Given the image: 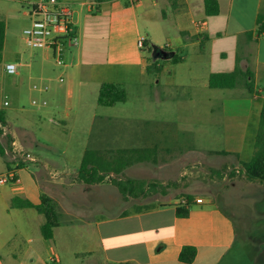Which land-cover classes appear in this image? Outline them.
Wrapping results in <instances>:
<instances>
[{
  "label": "crops",
  "instance_id": "crops-1",
  "mask_svg": "<svg viewBox=\"0 0 264 264\" xmlns=\"http://www.w3.org/2000/svg\"><path fill=\"white\" fill-rule=\"evenodd\" d=\"M216 1L220 12L215 16L206 14L205 0L67 1L73 9L78 44L65 57L70 64L76 60L83 68L98 71L99 87L103 83H122L127 87L124 78L136 74L145 78L149 59L156 65L160 60L173 63L168 65L172 86L197 82L203 71L204 79L208 77L204 85L209 86L211 73L223 71V67L231 68L230 72L235 69L239 49L241 67L255 73V93L224 100L225 150L198 151L242 153L246 141L255 146L264 108V34L244 43L246 33L257 29L264 0ZM142 20L168 29V50L156 46L158 40L153 34H142ZM140 38L146 40V50L138 48ZM185 49L190 51V63L182 54ZM48 60L43 55L37 68L41 78L48 74ZM96 118L91 121L95 123ZM107 119L110 118H103ZM15 138L14 135L12 145L20 144L33 158L24 156L18 162L6 163L7 170L15 171L21 181L8 189L0 188V264H66L81 258L89 259V264H187L179 259L184 247L197 249L190 264H228L226 260L238 240L239 229L220 204L197 199L188 207V216L181 217L178 208L185 207L184 199L168 198L167 189V200L162 202L149 197L147 189L139 196H124L114 184L107 183L108 178L88 185L66 171L59 176L54 173V161L33 150L37 146L35 136L32 135V142ZM153 150L157 154L155 164L159 156L170 155L168 148ZM163 162L168 163V159ZM112 192L121 201L110 214ZM43 195L57 204L59 225L52 240L41 232L44 215L22 204H40ZM256 252L264 256V247ZM251 257L245 264H260Z\"/></svg>",
  "mask_w": 264,
  "mask_h": 264
},
{
  "label": "rangeland",
  "instance_id": "rangeland-1",
  "mask_svg": "<svg viewBox=\"0 0 264 264\" xmlns=\"http://www.w3.org/2000/svg\"><path fill=\"white\" fill-rule=\"evenodd\" d=\"M28 11L29 5L25 1L0 0V19L7 24L0 63V109L7 113V124L2 126L0 141L8 148L6 155L0 156V177L8 172L6 163L18 162L24 156L33 158L32 155L27 157L26 148L20 144L11 145L9 149L10 137L14 139V135L15 139L23 138L24 142H32V135L35 136L37 146L33 150L54 161V173L61 176L66 171L78 181L79 168L87 150L174 149L164 157L168 163L159 156L157 164L152 161L137 163L119 177L159 183L162 187L148 196L162 202L167 200L164 194L167 189L168 198L185 200V195H191L196 200L211 199L220 204L239 229L238 240L227 263L245 264L253 256L254 260L264 264V256L260 257L256 252L264 247V184L249 181L242 173V162L252 159L255 146L246 141L244 152L239 154L198 151L199 148L225 150L224 100L253 95L240 88L211 89L204 85L208 80V77L204 79V71L197 82L184 87L172 86L168 65L173 63L160 60V73L148 74L145 78L137 74L124 78L128 82L125 103L115 107L101 106L98 104V71L83 68L76 60L70 64L65 57L67 52L63 60H57L51 52L33 50L26 45L23 32L31 24ZM262 14L264 16V4ZM140 25L144 36L153 34L158 40L156 46L168 50L165 38L168 29H160L144 20ZM104 33L102 27L101 34ZM45 54L49 58L46 61L48 74L41 78L37 68ZM182 54L190 63L189 49L183 50ZM149 62L152 61L149 59ZM8 63L19 65L17 74L10 75L5 71ZM220 69L223 70L220 72L231 70L228 67ZM61 78L63 82H60ZM45 84L49 85L47 92L33 89L34 85ZM34 100L46 101L47 105L35 106ZM5 101L9 102L8 106ZM94 116L98 117L95 123L91 121ZM104 117L110 119L103 120ZM216 171L222 176L219 177ZM106 181L113 184L111 179ZM14 184L9 182L0 188L8 189ZM115 193L112 192L109 198L110 214L121 201ZM88 260H68L66 264H89Z\"/></svg>",
  "mask_w": 264,
  "mask_h": 264
},
{
  "label": "trees",
  "instance_id": "trees-1",
  "mask_svg": "<svg viewBox=\"0 0 264 264\" xmlns=\"http://www.w3.org/2000/svg\"><path fill=\"white\" fill-rule=\"evenodd\" d=\"M102 2L104 0H97ZM205 11L208 16L218 15L220 12L219 3L216 0H205ZM7 24L0 19V63L3 60V52L6 40ZM264 34V16L260 15L257 21L256 31L248 32L245 35V41H253L256 37ZM256 36V37H255ZM241 47V45H240ZM162 67L148 60V74L160 73ZM209 87L211 89H244L249 94L255 93V73L251 69H243L241 67V57L238 55L236 67L232 72L211 73L209 76ZM127 101V89L122 83H103L99 89L98 104L104 107H114L117 104ZM7 124V113L4 109H0V135L3 134L2 126ZM13 139L10 137V148ZM189 145V149H192ZM7 147L0 141V156L4 157L7 153ZM174 149H170V154ZM219 154H226L221 152ZM156 152L153 148H127L117 151L104 153L99 150H87L82 159L79 168L78 178L80 182L88 185L103 183L107 178L111 179L113 184L120 190L124 196H139L148 192L155 191L162 187L157 182L148 183L146 181H138L135 179H122L119 177L130 166L142 162H154ZM219 177L222 176L220 171L215 172ZM242 173L249 181L260 182L264 184V108L261 113L259 128L255 142V153L251 160L242 162ZM235 176V173H231ZM170 185H168L169 187ZM139 192V193H138ZM185 207L178 208V215L186 217L189 214L188 207L197 203V200L191 195L184 196ZM23 206L36 209L40 214L44 215L46 221L41 227L42 235L46 239L52 240L54 229L59 225V215L57 213V204L50 197L43 195L40 204H33L29 201L22 202ZM187 206V207H186ZM197 255L195 247H184L180 254V261L190 264ZM57 264V263H52Z\"/></svg>",
  "mask_w": 264,
  "mask_h": 264
},
{
  "label": "built area",
  "instance_id": "built-area-1",
  "mask_svg": "<svg viewBox=\"0 0 264 264\" xmlns=\"http://www.w3.org/2000/svg\"><path fill=\"white\" fill-rule=\"evenodd\" d=\"M29 5L27 15L31 18V24L24 30L26 45L33 50H47L57 60H63L65 53L78 44V36L74 22V13L72 7L61 0H20ZM137 2L139 0H132ZM138 48L146 50V40H138ZM19 65L8 63L5 65V71L10 75L18 73ZM64 80L61 78L60 82ZM34 90L47 92L49 85H34ZM9 105L8 101L4 102ZM33 105L42 107L47 102L33 101ZM31 158L30 154H27ZM20 177L15 171H8L6 175L0 177V186L9 182L19 183Z\"/></svg>",
  "mask_w": 264,
  "mask_h": 264
}]
</instances>
